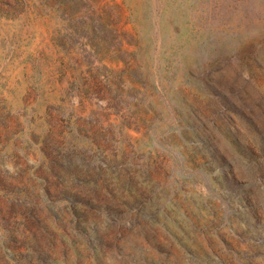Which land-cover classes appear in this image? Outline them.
<instances>
[{
	"label": "rangeland",
	"instance_id": "1",
	"mask_svg": "<svg viewBox=\"0 0 264 264\" xmlns=\"http://www.w3.org/2000/svg\"><path fill=\"white\" fill-rule=\"evenodd\" d=\"M0 264H264V0H0Z\"/></svg>",
	"mask_w": 264,
	"mask_h": 264
}]
</instances>
